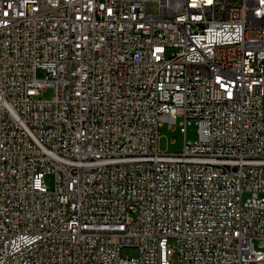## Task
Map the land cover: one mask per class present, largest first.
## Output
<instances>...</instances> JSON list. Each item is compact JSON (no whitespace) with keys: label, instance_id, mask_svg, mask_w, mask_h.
Masks as SVG:
<instances>
[{"label":"built area","instance_id":"1","mask_svg":"<svg viewBox=\"0 0 264 264\" xmlns=\"http://www.w3.org/2000/svg\"><path fill=\"white\" fill-rule=\"evenodd\" d=\"M0 264H264V0H0Z\"/></svg>","mask_w":264,"mask_h":264},{"label":"rangeland","instance_id":"2","mask_svg":"<svg viewBox=\"0 0 264 264\" xmlns=\"http://www.w3.org/2000/svg\"><path fill=\"white\" fill-rule=\"evenodd\" d=\"M146 12L148 14H157L159 12V4L157 2H148L146 4ZM254 36V35H251ZM38 77L43 78L46 76L44 70H38ZM55 96V90L53 88H47L42 92L41 98L50 100ZM183 121L182 118H179L176 126H172L173 130L168 129V124L165 123L160 128V150L167 153H179L183 150L185 145V138L182 133H180V123ZM198 138V127L193 122L187 128L186 140L189 142L195 141ZM46 185L49 188H53L55 185L54 176L49 175L46 177ZM124 254L136 255V250L129 249L124 250Z\"/></svg>","mask_w":264,"mask_h":264}]
</instances>
